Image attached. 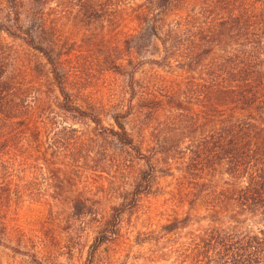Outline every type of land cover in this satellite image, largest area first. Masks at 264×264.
Masks as SVG:
<instances>
[{
    "label": "trees",
    "instance_id": "trees-1",
    "mask_svg": "<svg viewBox=\"0 0 264 264\" xmlns=\"http://www.w3.org/2000/svg\"><path fill=\"white\" fill-rule=\"evenodd\" d=\"M65 22L111 41L99 64L124 84L112 128L104 108L83 107L67 90L88 68L78 62L83 47L78 59L75 48L57 49ZM13 41L46 60L58 109ZM67 114L142 155L154 174L177 163L210 221L186 264H264V0H0V167L40 169L41 152L32 163L21 151Z\"/></svg>",
    "mask_w": 264,
    "mask_h": 264
},
{
    "label": "rangeland",
    "instance_id": "rangeland-1",
    "mask_svg": "<svg viewBox=\"0 0 264 264\" xmlns=\"http://www.w3.org/2000/svg\"><path fill=\"white\" fill-rule=\"evenodd\" d=\"M98 31L65 22L55 44L63 52L75 48V59L83 47L85 55L78 62L88 68V75L83 82L67 84V90L83 107L88 101L104 108L102 124L112 128L111 116L118 110L113 102L123 97V79L99 64L111 41ZM11 43L14 57L28 66L29 77L45 83L42 88L49 93L54 90L50 105L57 107L58 92L43 71L46 60L20 41ZM151 56L138 52L142 62ZM67 116L66 122L58 117V127L43 131L39 145L28 143L22 149L32 163L41 152L40 169L23 161L0 167V264L191 261L193 240L200 243L210 221L204 207L193 205L192 185L177 163L154 174L142 155L117 138L98 132L103 129L93 122Z\"/></svg>",
    "mask_w": 264,
    "mask_h": 264
}]
</instances>
